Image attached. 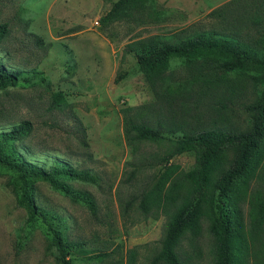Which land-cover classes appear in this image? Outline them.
I'll use <instances>...</instances> for the list:
<instances>
[{"label":"rangeland","instance_id":"1","mask_svg":"<svg viewBox=\"0 0 264 264\" xmlns=\"http://www.w3.org/2000/svg\"><path fill=\"white\" fill-rule=\"evenodd\" d=\"M116 1L0 0V25L7 23L10 29L0 44V60L7 69L24 72L18 86L0 91V131L31 121L34 131L17 145L30 162L48 170L65 163L97 177L96 184L64 181L93 196L97 216L49 184L36 185V201L53 226L68 242L85 243L84 248L70 249L74 264H127L130 250L136 251L135 264H150L161 250L168 217L155 219L156 211L148 218L137 209L125 212L124 202L157 182L163 166L153 159L168 153L172 142L130 145L126 109L134 108L132 116L158 127L174 117L180 125L185 107L197 106L193 114L202 128L247 131L250 115L244 108L262 96L254 72L226 73L215 69V61L181 59L171 61L166 75L175 83L194 81L189 85L192 91L178 93L174 86L157 93L135 56L125 54L127 45L150 37L179 42L220 31L224 25L211 14L235 0H140L132 16L127 11L122 19L102 26L101 19ZM121 76L124 79L116 84ZM58 93L65 97L60 108L54 107ZM182 136L179 126L170 135ZM234 157L231 149L220 154L215 179ZM172 163L188 173L197 155H178ZM131 164L142 172L129 182ZM12 177L0 166V264H61L43 222H28L26 210L18 205L9 185ZM221 201L235 204L241 212L247 264H264V218H257V207L264 210V140L252 169ZM209 228L210 220L204 217L200 235L182 239L178 254L185 264L214 263L215 241ZM98 254L110 256L101 263L91 261Z\"/></svg>","mask_w":264,"mask_h":264},{"label":"trees","instance_id":"2","mask_svg":"<svg viewBox=\"0 0 264 264\" xmlns=\"http://www.w3.org/2000/svg\"><path fill=\"white\" fill-rule=\"evenodd\" d=\"M139 1H116L108 15L101 19V25L107 26L122 19L127 11L132 16V9ZM211 16L220 19L224 29L197 33L179 42L150 37L130 43L125 51V54L135 56L151 88L157 93L164 87L170 91L174 86L178 93L188 94L192 91L193 87L189 85L194 81L175 83L173 77L166 75L171 61L175 59L188 63L203 60L207 64L215 61V69L226 73L254 72L255 83L262 88L260 101L244 108L250 115V129L247 131L202 128L200 120L193 114L198 113L197 106L194 109L185 107L184 121L180 125L174 117L158 127L132 116L130 112L134 108L124 111L125 135L130 145L172 142V149L168 153L153 159L159 160L163 166L157 182L140 196L124 202L125 212L137 209L148 218L152 211H156L155 219L161 215L168 217L161 250L150 264H185L178 254L179 245L188 234L193 237L200 235L204 217L210 220L209 229L215 241L213 264H247L241 212L235 204L225 206L221 199L228 196L235 184L252 169L264 140V0H235L214 11ZM9 33V25L1 24L0 44ZM23 74L22 70L7 69L0 60V91L18 86ZM123 79L121 76L115 83L119 84ZM64 98L62 93L54 95V107L60 108ZM185 118L197 120L189 122ZM178 126L183 129V136L172 139L170 135L176 132ZM33 131L31 121H23L8 131H0V166L13 173L9 185L18 197V205L26 210L28 222L41 220L52 236V246L57 251L60 263L74 264L70 249L84 248L85 243L68 242L53 226L49 213L36 201V185L39 182L49 184L52 189L83 204L97 216L98 207L93 196L64 183L65 180H75L96 184L97 177L90 172H79L65 163L48 170L30 162L17 145ZM228 149L235 153L233 163L215 179L214 164L220 154ZM188 152L196 153L197 163L192 171L186 173L179 165L173 164L172 159ZM131 166L134 168L130 172L129 182L137 179L142 172L140 166ZM216 192H219L218 202L215 200ZM257 215V218H264L262 205L257 207ZM109 256L98 254L91 261L101 263ZM136 256L135 250L128 251L127 264H135Z\"/></svg>","mask_w":264,"mask_h":264}]
</instances>
